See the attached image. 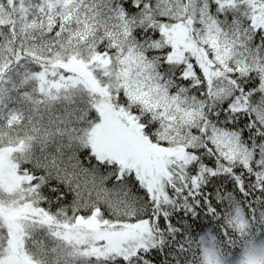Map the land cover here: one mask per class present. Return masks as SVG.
<instances>
[{"label": "snow or ice", "instance_id": "snow-or-ice-1", "mask_svg": "<svg viewBox=\"0 0 264 264\" xmlns=\"http://www.w3.org/2000/svg\"><path fill=\"white\" fill-rule=\"evenodd\" d=\"M0 264H264V0H0Z\"/></svg>", "mask_w": 264, "mask_h": 264}]
</instances>
